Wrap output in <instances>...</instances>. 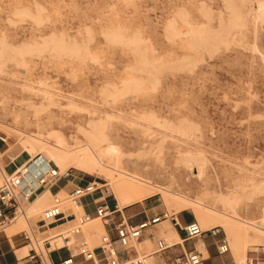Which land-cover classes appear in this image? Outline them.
Masks as SVG:
<instances>
[{
    "label": "rangeland",
    "instance_id": "374dc122",
    "mask_svg": "<svg viewBox=\"0 0 264 264\" xmlns=\"http://www.w3.org/2000/svg\"><path fill=\"white\" fill-rule=\"evenodd\" d=\"M0 128L9 137L0 187L37 155L57 165L43 153L17 164L21 136L69 154L88 149L100 160L92 172L61 169L73 176L54 194L76 178L109 183L115 166H141L159 193L123 208L108 187V202L131 224L166 211L200 224L208 214L264 234V0H0ZM64 190L61 221H42L53 201L36 214L27 207L28 222L20 216L4 232L15 225L35 236L30 248L44 255L63 239L73 249L82 241L99 247L104 221L79 226L74 218L84 212ZM83 203L94 210L92 198ZM86 225L102 230L88 236ZM213 227L203 231L209 242L227 240L231 254L220 256L227 264L264 260V235L237 260L233 238ZM146 232L131 254L147 264L198 241L172 236L178 245L158 254L164 237Z\"/></svg>",
    "mask_w": 264,
    "mask_h": 264
},
{
    "label": "built area",
    "instance_id": "2783aa9c",
    "mask_svg": "<svg viewBox=\"0 0 264 264\" xmlns=\"http://www.w3.org/2000/svg\"><path fill=\"white\" fill-rule=\"evenodd\" d=\"M9 137L0 131V142L7 145ZM1 158V156H0ZM69 175H62L58 166L45 159L42 155L32 158L25 166L10 176H5L4 183L0 187V233L9 227L15 220L25 214L26 208L40 191L54 190L60 183L67 179ZM27 178L32 182L28 183ZM110 190L107 183L102 181L86 182L80 178L71 192L73 202L82 204L83 199L90 197L93 200L94 214L84 212L82 216H75V221L79 226L85 225L93 218L104 221L106 234L102 238L99 247L92 248L87 242L82 241L76 247V254L62 260L60 264H77L76 259L82 258V262L93 264H147L146 257L132 256L133 244L143 238L144 232L170 220L174 225H179L177 215L164 212L150 220L131 224L119 209L118 204L111 206L108 202ZM65 213L62 205L57 201L54 205L43 212L42 221L44 223L59 222ZM117 215L120 218L117 219ZM74 216V215H73ZM116 234V240L112 233ZM187 240H199L206 236V232L197 221L190 222L184 227ZM74 234H81V230H76ZM26 243L31 244L32 239L29 234L24 233ZM116 243L120 245L118 249ZM65 244L64 246H67ZM178 244H168L166 238L156 242V253H164L176 247ZM216 249L220 256L231 254V248L226 239L217 241ZM124 256L126 258H124ZM35 264H56L46 255L40 253ZM0 264H3L0 259ZM174 264H205V259L199 251L183 252L174 258ZM252 264H254L252 262ZM259 264H264V260Z\"/></svg>",
    "mask_w": 264,
    "mask_h": 264
},
{
    "label": "bare ground",
    "instance_id": "6f19581e",
    "mask_svg": "<svg viewBox=\"0 0 264 264\" xmlns=\"http://www.w3.org/2000/svg\"><path fill=\"white\" fill-rule=\"evenodd\" d=\"M91 123H93V122H91ZM0 131H2L1 128H0ZM16 134H18V133H16ZM20 140H21V150L15 159L17 164L26 160L27 156H31L35 153H43L44 155H46L48 157H53L55 159V162L57 163L58 168L60 169V172H61V169L63 172V168L66 166L68 168L74 167L78 170L89 171V172H92L95 169H101L102 168V166H100V160L92 152H90V150H88L86 148H85L86 150H83V151L77 150L76 152L69 154V153L60 151L59 149H56V148H54V149L50 148L48 145H41V144L33 143V142H29V143L24 142L23 138H21V136H20ZM115 146L117 147L118 145L117 144L116 145L110 144L109 147L110 148H116ZM66 150H68V149L66 148ZM105 151H106V149L102 150L99 157L104 156ZM0 156H1V152H0ZM34 158H36V156ZM45 159H47V158H45ZM47 160L53 162L52 160H49V159H47ZM108 168H110V167H108ZM140 168H141V166H115L116 171L108 174L109 183L106 182L107 186L110 187V190L113 192L116 199L118 200L121 207H123V208H127V207H129V206H131L137 202L143 201L145 198H147L151 195H154V194L160 192V190L155 189V188L151 187L150 185H148L149 179L152 178L154 175L151 172L143 171ZM113 170H114V168H113ZM62 172H61V174L63 175ZM197 174H199V173H197ZM27 182L30 183L31 180L29 178H27ZM31 184H32V182H31ZM40 192H42V191H40ZM45 192L39 196H38V194H40V193L38 192L35 195V197L36 196H38V197L36 199H35V197L33 198V200L35 199V201L32 200L30 202L31 205L30 204L28 205V208H29L28 210H30V209L33 210L31 212L32 214L39 213V211H41L44 206L51 205L53 203V201L54 202L59 201L62 205V209L64 210V206L60 200V197L65 196L66 193L61 191L59 193L54 194L50 190H47ZM53 198H54V200H53ZM38 201L39 202L41 201V203L38 204ZM118 202H117V204L119 206V209L120 210L123 209L120 207ZM75 207L77 209L81 210L82 212H84L82 204L76 203ZM183 207H184V209H189L190 205L188 204V205H185ZM68 211L72 212V210H69V209H68ZM41 212H43V211H41ZM20 216H23V215H20ZM20 216L15 220V222L20 218ZM34 216L35 215H33V217ZM24 217L28 222V215L26 214V212L24 214ZM95 219H98V218H93L89 222H91ZM66 224H68V222ZM63 226H65V224L62 225L61 227H63ZM158 226L161 228V231L159 233L164 238H166L168 244H170V245L173 244L171 242V237L174 236V239L175 238L177 239V236H178V233L176 232L174 227H170L168 224L163 223V222L160 223ZM200 226L202 227V229L207 227V226H209V227L214 226L212 229L223 228L226 231L225 233H227L231 238H233V246L237 250V254H238L237 260H241L243 258L244 250H245V247L247 244H251L257 250H258V248L261 247V245H263V242L260 241V238L263 237L264 234L251 235L250 234V230H251L250 229L251 228L250 223H247L246 226L244 225L241 227H236L232 220H227V219L226 220H216V219H213V217L208 215V214H202L201 219H200ZM85 229L87 230L88 236H91L93 234L92 231L96 230L97 232H101L102 227L95 225L92 228V225H86ZM149 230H152V228ZM58 231H59V229H58ZM8 232H9L8 234L12 235L14 230L8 231ZM68 233H72V231H68ZM159 233H158V235H159ZM145 237H149L152 240L155 239L153 235L149 234V232L145 233ZM73 239H74V237H73ZM32 240H35V242L38 243V240L35 238V236H33ZM70 240H71V238L68 239V242ZM54 243L60 244L61 242L59 240H57ZM71 243H73V242H71ZM27 253H28V248L25 247L22 250V256L26 255Z\"/></svg>",
    "mask_w": 264,
    "mask_h": 264
},
{
    "label": "crops",
    "instance_id": "0c3cea01",
    "mask_svg": "<svg viewBox=\"0 0 264 264\" xmlns=\"http://www.w3.org/2000/svg\"><path fill=\"white\" fill-rule=\"evenodd\" d=\"M0 152L2 154H5L7 152V146L1 142H0ZM68 175L70 176L71 174L68 173ZM71 176H73V175H71ZM65 180H67V179H65ZM76 182H78V178H76ZM76 182H72V184H73L72 186H69L66 184L64 189L69 188L70 192H72L74 190V186H75ZM64 189L58 191L57 193H59L61 191L64 192L65 191ZM82 205H83L84 212L89 213V214H94V210L92 211L88 205L84 204L83 202H82ZM181 216L182 215H177V219H178L180 227H177V225L175 226V229H176V231L180 237L184 236V234H185V232L182 230V229H184V226H186L190 222H193V220L190 216H189L188 221L182 222ZM16 227L17 226L14 225L12 228H10L9 231L15 230ZM159 231H161V228L158 225L153 227L152 232H153V234H155L154 235L155 238L159 236L158 235ZM8 233L9 232H4V231L2 233H0V259H1L2 263L3 264H35L36 263L35 259L38 256H40L41 252H38L33 247L30 248L31 244L26 243L23 234L27 233V232H24V231L20 232L17 230L16 232H13L12 235L8 234ZM75 236H77V238L79 240L82 237L81 234H76ZM112 237L114 240H116V234L114 232L112 233ZM208 238H209V235H206L203 238L199 239L198 241L189 242L183 246V249H179V250L174 251V252H176L174 257L170 258L167 256L166 257L163 256L161 258V260H158L157 262H158V264H174V258L178 255H181L183 253V251L184 252L199 251L200 253L202 251V252H205L207 254V258H204L205 263H206V261H208V262H210V264H227L224 259H222V258L220 259V255L218 254L216 246H215L216 241L209 242ZM61 243L66 244V241H64V239H63ZM61 243L60 244L54 243L53 248H56V249L53 250L52 248H49V250L47 251L48 258L56 264H60L62 262V260L67 259L70 256H74L76 254V247L77 246L74 249L70 245L61 247L62 246ZM116 245H117L118 249L121 248L118 243H116ZM25 247L28 248V253L26 255L22 256V250ZM164 253H166V252H164ZM164 253H162V254H164ZM124 258H126V257L124 256ZM76 261H77V264H93L92 262H90V263L82 262V258H80V257H78L76 259ZM230 264H232V263H230Z\"/></svg>",
    "mask_w": 264,
    "mask_h": 264
}]
</instances>
